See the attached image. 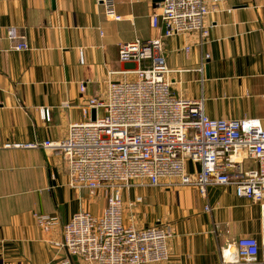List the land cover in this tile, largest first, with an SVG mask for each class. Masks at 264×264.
I'll use <instances>...</instances> for the list:
<instances>
[{
	"label": "crops",
	"instance_id": "crops-1",
	"mask_svg": "<svg viewBox=\"0 0 264 264\" xmlns=\"http://www.w3.org/2000/svg\"><path fill=\"white\" fill-rule=\"evenodd\" d=\"M108 2L121 20L107 15L103 0H0V264H64L68 254L50 242L62 239L75 213L100 215L106 208L103 192L69 186L64 156L5 144L61 140L71 124L86 121L89 99L105 97L111 82L135 79L124 72L140 65L122 63L119 45L165 33L151 20L160 2ZM217 2L205 21L211 29L204 45L196 33L164 39L172 90L185 100L204 99L211 119L264 123V0ZM11 27L25 35L29 50H15ZM42 109H50V122L41 120ZM123 201L125 224L171 228L168 264H222V247L260 236V205L232 187H210L205 198L194 187H143L125 191ZM35 215L56 216L60 226L46 234ZM72 264L85 263L72 258Z\"/></svg>",
	"mask_w": 264,
	"mask_h": 264
},
{
	"label": "built area",
	"instance_id": "built-area-1",
	"mask_svg": "<svg viewBox=\"0 0 264 264\" xmlns=\"http://www.w3.org/2000/svg\"><path fill=\"white\" fill-rule=\"evenodd\" d=\"M213 2H160L151 20L155 29L163 25L165 33L119 45L122 63L140 65L124 72L135 75L134 80L111 82L105 97L89 99L83 110L86 121L71 124L61 140L5 144L6 149H47L64 156L69 186L92 194L101 191L107 199L100 215L75 213L62 226V239L50 242L68 254L64 264H72V258L85 264H168L171 228L125 224L123 193L143 187H194L205 198L208 188L217 186L232 187L239 198L261 208L259 238H239L222 247V264H264V123L256 118L211 119L204 99L185 100L173 92L172 71L163 55L164 39L174 36L196 33L200 46L206 43L211 27L205 21L218 3ZM103 3L109 17L121 20L108 0ZM7 37L15 50L30 49L18 28H9ZM209 57L205 55L199 73ZM85 90L82 84L81 93ZM51 119L50 109H42L41 120ZM188 163L199 169L190 172ZM35 217L46 234L60 226L56 216Z\"/></svg>",
	"mask_w": 264,
	"mask_h": 264
},
{
	"label": "water",
	"instance_id": "water-1",
	"mask_svg": "<svg viewBox=\"0 0 264 264\" xmlns=\"http://www.w3.org/2000/svg\"><path fill=\"white\" fill-rule=\"evenodd\" d=\"M157 2H162L163 0H156ZM92 120L95 121L96 120V110L92 111Z\"/></svg>",
	"mask_w": 264,
	"mask_h": 264
}]
</instances>
